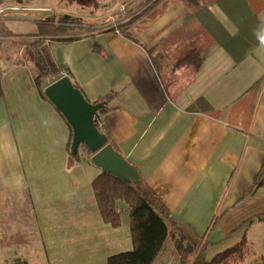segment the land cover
I'll use <instances>...</instances> for the list:
<instances>
[{"label": "crops", "instance_id": "crops-1", "mask_svg": "<svg viewBox=\"0 0 264 264\" xmlns=\"http://www.w3.org/2000/svg\"><path fill=\"white\" fill-rule=\"evenodd\" d=\"M142 1L120 6L128 37L116 30L68 43L49 41L50 55L86 101L107 100L98 128L169 212L174 264H179L177 244L193 252L203 248V259L210 262L244 240L247 255L255 257L253 248L264 245V40L246 52L234 43L206 46L202 32L184 26L190 12L183 2L165 0L138 15ZM206 3L224 32L234 36L236 25L216 4ZM96 13L90 14L99 17ZM256 20L264 28V12ZM256 30L260 35V27ZM216 34L222 39L218 29ZM29 40L16 46L19 55ZM192 49H201L198 69L179 66ZM5 60L0 59V207L6 208L0 218V264H31L32 259L103 264L128 251L131 242L120 246L116 236H100L99 215L90 224L93 233L76 236V252L69 251V229L83 228L89 219L85 183L91 186L100 170L81 155L74 169L63 173L71 162L68 125L35 84L29 93L18 86L22 77L19 71L9 73ZM259 81L254 105H241ZM197 100L215 115L190 110ZM58 197L60 206L50 209ZM20 201L35 219L33 234L24 240ZM25 228L28 234L31 227ZM260 251L255 261L264 255Z\"/></svg>", "mask_w": 264, "mask_h": 264}, {"label": "trees", "instance_id": "trees-1", "mask_svg": "<svg viewBox=\"0 0 264 264\" xmlns=\"http://www.w3.org/2000/svg\"><path fill=\"white\" fill-rule=\"evenodd\" d=\"M163 1L165 0H144L137 5L136 14L148 13ZM179 1L183 2L186 9L190 12L184 26L195 28L202 32L206 46L217 44L224 48L225 43H234L236 47H239L240 50L242 47L246 52L264 40V28L256 20V15L264 12V0H210V3L216 4L236 25L238 31L234 36L227 35L212 17L207 10L206 0ZM210 3L208 0V4ZM205 18L211 23L208 28L205 24ZM123 26V24L119 23L114 27L108 26L107 28L99 29L95 26L84 25L80 19L65 14L60 16L56 22L53 19L38 22L39 33L27 36L30 40L23 50V54L33 66L34 84L39 89L41 97L44 98L42 91L47 85L63 77L60 68L50 55L47 45L49 41L68 43L82 38H94L99 33L115 32L116 30L123 36L128 37L123 30ZM257 27L261 29L260 35L256 30ZM217 29L222 34V39L217 37ZM200 53L201 49L186 51L177 63L179 66L194 64L192 66L196 70L201 62ZM73 86L79 89L77 85L73 84ZM261 86L262 81L255 83L240 99V104L245 107H252ZM106 101V99H103L95 104L105 103ZM199 108L207 114L215 115V112L203 100H197L190 107V110H198ZM106 112L107 109L104 107L96 113L95 117L103 116ZM95 126L97 127V125ZM97 129L100 131L98 127ZM69 131L70 138L67 146V155L69 160L75 164L80 160L81 154L87 157H90V155L83 145L79 147L75 156L69 154L71 130L69 129ZM102 134L106 138V144H109L117 151L109 142L106 133ZM91 188L100 220L104 225L112 229L119 228L121 223L120 207L122 204L126 206L129 219L131 249L109 256L106 259V264H153L172 235V223L169 212L158 201L152 191L143 183L140 185L126 184L109 174H99L91 182ZM176 246L179 253V264H244L247 255V247L244 240L233 248L215 256L210 262L204 261L203 248L193 252L178 244ZM252 264H264V255Z\"/></svg>", "mask_w": 264, "mask_h": 264}, {"label": "rangeland", "instance_id": "rangeland-1", "mask_svg": "<svg viewBox=\"0 0 264 264\" xmlns=\"http://www.w3.org/2000/svg\"><path fill=\"white\" fill-rule=\"evenodd\" d=\"M129 0H0V59L6 56L5 66L9 73L15 75V71H19V75L22 77V84L18 86H23V91L29 93L32 91L34 86V69L32 64H30L24 54H18L17 47L20 45L21 41L27 36H33L39 33L38 22L47 21L48 19H53L54 22L58 21V18L62 15H76L82 17H75L80 19L84 25L95 26L99 29L107 28L112 23L115 25L119 24L124 18L125 7H120ZM8 8V9H6ZM15 8V9H13ZM24 8H30L26 10ZM6 9V10H5ZM118 10V11H117ZM97 11L96 14L91 15V12ZM70 16V15H69ZM105 17V18H100ZM108 17H110L108 19ZM196 37V35H194ZM196 42V38L192 41ZM5 44H10V47L4 46ZM178 53H175L173 58H176ZM4 61V60H3ZM86 157V155L81 154ZM90 159V157H88ZM68 162L64 168V174H69L71 170L74 169L73 163ZM39 166L44 174L45 166L39 163ZM45 187L47 190L50 186L46 183ZM85 212L89 219L85 220L83 228H70L68 231L69 240L72 241L69 244V251L76 252L77 245L75 243V238L78 235H91L93 233L90 224L92 220L97 219L98 210L96 207L94 195L92 188L89 184L85 183L83 189ZM54 205L60 206V197H58V202H50L49 207L53 209ZM19 212L21 213V228L20 235L21 240L27 235H32L34 232L33 227H35V219L26 210V204L23 201L19 203ZM4 209V210H3ZM17 210V207H15ZM120 226L118 229H112L101 222H98V226L102 229L99 233L100 236L113 235L117 237V242L121 246L122 243H130V233H129V219L126 212V206L121 205L120 207ZM6 215V208L0 207V218ZM27 215V216H26ZM25 226H30V232L26 234L28 228ZM97 227V225H96ZM96 232V230H94ZM37 233V230H35ZM40 246V245H39ZM262 243L258 244L256 248H253L255 257L251 252L247 255L244 264H252L260 254V250H264ZM41 247V246H40ZM129 248V247H128ZM130 249H128L129 251ZM126 252V251H124ZM101 260L98 258L96 263ZM176 261L175 255L172 252L170 241H168L164 249L160 252L157 257L155 264L162 262L166 264H174ZM31 264H43L45 260H35L32 259ZM76 264V261L72 262ZM103 264H106V260Z\"/></svg>", "mask_w": 264, "mask_h": 264}, {"label": "water", "instance_id": "water-1", "mask_svg": "<svg viewBox=\"0 0 264 264\" xmlns=\"http://www.w3.org/2000/svg\"><path fill=\"white\" fill-rule=\"evenodd\" d=\"M42 93L71 130V156H75L83 145L90 155L89 163L99 169L100 174H109L126 184H141L136 169L106 144L105 136L94 124V117L104 108V103L91 104L86 101L68 77L47 85Z\"/></svg>", "mask_w": 264, "mask_h": 264}, {"label": "built area", "instance_id": "built-area-1", "mask_svg": "<svg viewBox=\"0 0 264 264\" xmlns=\"http://www.w3.org/2000/svg\"><path fill=\"white\" fill-rule=\"evenodd\" d=\"M110 26V25H109ZM111 26H116L114 23H112ZM116 33H118L117 31H115ZM94 124L97 125V127L99 126V121H98V118L94 117Z\"/></svg>", "mask_w": 264, "mask_h": 264}]
</instances>
